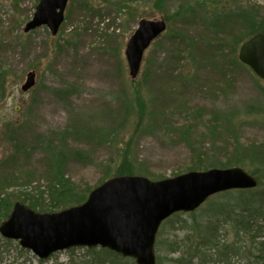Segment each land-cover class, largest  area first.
<instances>
[{"label":"rangeland","instance_id":"rangeland-1","mask_svg":"<svg viewBox=\"0 0 264 264\" xmlns=\"http://www.w3.org/2000/svg\"><path fill=\"white\" fill-rule=\"evenodd\" d=\"M39 2L0 0V225L17 202L63 211L123 172L158 180L240 166L264 176V81L235 60L246 37L264 33V0H70L57 36L24 32ZM141 19L168 30L133 79L125 50ZM101 250L40 260L0 235V264H92Z\"/></svg>","mask_w":264,"mask_h":264},{"label":"water","instance_id":"water-1","mask_svg":"<svg viewBox=\"0 0 264 264\" xmlns=\"http://www.w3.org/2000/svg\"><path fill=\"white\" fill-rule=\"evenodd\" d=\"M68 2L41 0L24 31L46 26L57 35ZM166 30L165 21L143 19L138 23L125 51L133 79L139 75L145 51ZM239 59L264 81V34L246 41ZM35 82L36 73H28L22 91L28 92ZM257 186V179L240 167L190 171L159 181L114 177L93 190L83 205L58 213H36L15 203L10 218L0 226V235L19 241L41 260L71 248L101 247L132 258L136 264H156L155 244L164 221L177 213L196 211L214 195Z\"/></svg>","mask_w":264,"mask_h":264},{"label":"trees","instance_id":"trees-1","mask_svg":"<svg viewBox=\"0 0 264 264\" xmlns=\"http://www.w3.org/2000/svg\"><path fill=\"white\" fill-rule=\"evenodd\" d=\"M235 60L239 62L238 54ZM247 160H236L234 164L246 165ZM263 165L257 168H263ZM201 169L193 166L186 172ZM250 174L259 182L257 189L217 195L197 212L176 214L165 221L156 243L157 264H264V176L258 169ZM121 175L134 174L123 172L116 176ZM85 200L83 198L78 204ZM30 204L47 211L40 205ZM168 226H174L176 233L169 240L163 237ZM101 251L105 257L94 259L92 264H135L109 250Z\"/></svg>","mask_w":264,"mask_h":264},{"label":"bare ground","instance_id":"bare-ground-1","mask_svg":"<svg viewBox=\"0 0 264 264\" xmlns=\"http://www.w3.org/2000/svg\"><path fill=\"white\" fill-rule=\"evenodd\" d=\"M210 19H211V17H210Z\"/></svg>","mask_w":264,"mask_h":264}]
</instances>
